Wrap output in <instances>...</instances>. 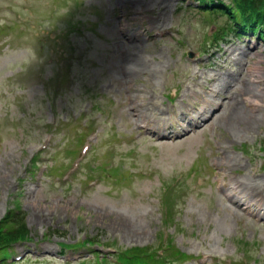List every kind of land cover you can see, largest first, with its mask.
I'll list each match as a JSON object with an SVG mask.
<instances>
[{"label":"rangeland","instance_id":"1","mask_svg":"<svg viewBox=\"0 0 264 264\" xmlns=\"http://www.w3.org/2000/svg\"><path fill=\"white\" fill-rule=\"evenodd\" d=\"M215 17L181 0H0V220L21 209L32 234L5 264H116L93 251L163 233L181 264H264V201L225 196L264 183V42L218 47Z\"/></svg>","mask_w":264,"mask_h":264},{"label":"trees","instance_id":"2","mask_svg":"<svg viewBox=\"0 0 264 264\" xmlns=\"http://www.w3.org/2000/svg\"><path fill=\"white\" fill-rule=\"evenodd\" d=\"M197 2L198 11H210L225 16L226 21L219 26L216 37L233 34L238 37L255 35L264 41V0H192ZM30 230L26 223V214L10 208L0 221V257L8 255L14 243L29 238ZM143 256V259H141ZM174 260L186 259L182 251H174ZM119 264H167L145 248L135 247L118 256Z\"/></svg>","mask_w":264,"mask_h":264},{"label":"bare ground","instance_id":"3","mask_svg":"<svg viewBox=\"0 0 264 264\" xmlns=\"http://www.w3.org/2000/svg\"><path fill=\"white\" fill-rule=\"evenodd\" d=\"M214 79H216V78H214ZM210 91L212 92V96H213L214 93L216 92V89H213ZM249 106L251 108H254L251 103H249V105L247 104L248 108H249ZM235 118H238L237 121L243 120V119L255 120V121L257 120V117L253 116L252 114H249L248 111H246L245 109L240 110ZM194 122H196V120ZM231 181H234L233 182L234 186L230 189V193L226 194V192H225V196L232 203H234L238 206L239 196L243 193L245 195L251 196L252 198L256 197L257 201L259 203L261 201H264V183H263V181L259 182V181L254 180V179L252 182H248V183L241 182V181L236 182L235 180H231ZM263 218H264V215H263ZM99 253L100 252H97V254L100 256L101 254H99Z\"/></svg>","mask_w":264,"mask_h":264},{"label":"snow or ice","instance_id":"4","mask_svg":"<svg viewBox=\"0 0 264 264\" xmlns=\"http://www.w3.org/2000/svg\"><path fill=\"white\" fill-rule=\"evenodd\" d=\"M179 121L177 120V123H178Z\"/></svg>","mask_w":264,"mask_h":264},{"label":"water","instance_id":"5","mask_svg":"<svg viewBox=\"0 0 264 264\" xmlns=\"http://www.w3.org/2000/svg\"><path fill=\"white\" fill-rule=\"evenodd\" d=\"M191 55V53H189Z\"/></svg>","mask_w":264,"mask_h":264}]
</instances>
